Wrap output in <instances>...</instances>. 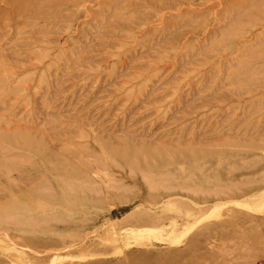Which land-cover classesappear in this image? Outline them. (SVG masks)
I'll return each mask as SVG.
<instances>
[{
	"label": "rangeland",
	"instance_id": "374dc122",
	"mask_svg": "<svg viewBox=\"0 0 264 264\" xmlns=\"http://www.w3.org/2000/svg\"><path fill=\"white\" fill-rule=\"evenodd\" d=\"M19 171L0 264H264V0H0Z\"/></svg>",
	"mask_w": 264,
	"mask_h": 264
},
{
	"label": "bare ground",
	"instance_id": "6f19581e",
	"mask_svg": "<svg viewBox=\"0 0 264 264\" xmlns=\"http://www.w3.org/2000/svg\"><path fill=\"white\" fill-rule=\"evenodd\" d=\"M8 128H10V127H8ZM46 159H47V157H45V156L42 159V163L44 165L46 163ZM23 176H24L23 172L19 171V175H18L17 178L19 179V181L25 183L24 185L20 184L21 182L19 183V185H17V183L19 182V181H17L18 180L17 178L16 179L15 178L11 179V178H8V177H6V180H5L4 183L0 184V217L2 216L1 213L5 214V213H8V212L19 213L22 216H26V217L27 216H32V215H39L38 210L36 208H34L32 206H29L27 204H19L18 203V199L19 198L32 199V198H36V197H43L44 194H45V191H48V192L52 193L53 195L49 193V195L51 197L55 196V190L54 189L50 188L48 190H45V191L43 190L42 191V189L40 188L39 182L35 181L34 178H33V180L32 179H28L27 180L25 177L23 178ZM67 190L69 191V187L67 188ZM64 192H67V191L63 190V193ZM74 192H75V190H74ZM5 219H7V217ZM10 219H12V218H10ZM44 219H45V217H44ZM7 220H5V222H7ZM9 221H11V220H9ZM36 221L34 220V222H36ZM30 222H31V220L29 221L28 224H30ZM39 222L40 221H38V223ZM22 226H23V224H22Z\"/></svg>",
	"mask_w": 264,
	"mask_h": 264
}]
</instances>
